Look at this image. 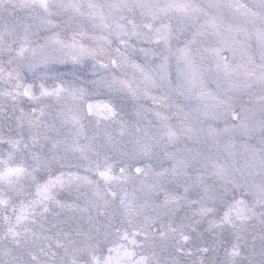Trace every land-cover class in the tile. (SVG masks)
I'll return each mask as SVG.
<instances>
[{
    "label": "snow or ice",
    "instance_id": "obj_1",
    "mask_svg": "<svg viewBox=\"0 0 264 264\" xmlns=\"http://www.w3.org/2000/svg\"><path fill=\"white\" fill-rule=\"evenodd\" d=\"M0 264H264V0H0Z\"/></svg>",
    "mask_w": 264,
    "mask_h": 264
}]
</instances>
